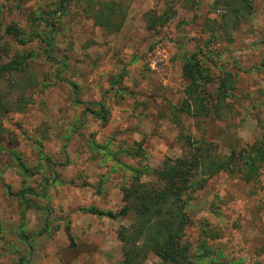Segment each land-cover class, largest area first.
Listing matches in <instances>:
<instances>
[{
    "label": "rangeland",
    "instance_id": "obj_1",
    "mask_svg": "<svg viewBox=\"0 0 264 264\" xmlns=\"http://www.w3.org/2000/svg\"><path fill=\"white\" fill-rule=\"evenodd\" d=\"M112 1L124 13L114 33L94 24L88 0H69L64 14L47 18L48 58L41 15L57 0H0V66H13L0 81V264H18L29 248V264H121L116 232L131 218L87 209L118 212L134 169L161 186L151 169L181 156L186 135L210 156L232 158L264 136V0H250V15L225 28L213 0ZM164 12L161 25L147 20ZM190 54L205 75L192 94L203 105L188 102L196 115L182 110ZM93 101L107 120L87 111ZM258 166L249 179L220 171L191 195L180 237L188 264H264V162ZM143 264L161 262L150 252Z\"/></svg>",
    "mask_w": 264,
    "mask_h": 264
},
{
    "label": "trees",
    "instance_id": "obj_2",
    "mask_svg": "<svg viewBox=\"0 0 264 264\" xmlns=\"http://www.w3.org/2000/svg\"><path fill=\"white\" fill-rule=\"evenodd\" d=\"M189 1V0H186ZM197 4L199 0H192ZM232 0H213L211 6L214 10H219L220 27L225 28L233 26L240 21L243 15L248 17L251 13L250 0H237V6H230ZM69 0H57V6L52 11L42 13L41 19L46 26L44 41L46 48L44 54L47 56L48 51L53 46V25L47 18H54L57 15L64 14L68 9ZM220 6L222 7L220 10ZM91 9V18L94 24L98 25L106 33L117 32L123 21V10L115 1H108L102 6H95L91 0H88L86 9ZM149 22L161 25L170 17L168 12L161 15L146 14ZM217 21V20H216ZM218 23V22H217ZM208 26L207 41L216 38L213 31L214 26ZM6 30L15 33L18 36L19 30L12 24L6 27ZM227 34V32H226ZM225 36V35H224ZM49 58V56H47ZM13 66L3 64L0 66V81L4 78V73L12 71ZM182 77L187 81L184 88L186 93L185 107L182 110L189 111L196 115L198 112L194 107H190L188 102H196L203 105L198 96H192L198 91L202 92L199 87V80L205 79V75L200 67L199 60L195 54L183 61ZM8 84L12 82L7 78ZM12 88L16 87L11 86ZM0 93H2L0 89ZM4 94H0V99ZM24 99L23 96H21ZM1 103V102H0ZM25 103V102H24ZM20 102V104H24ZM95 105L96 108L88 106L86 109L91 114L107 120V110L101 101L88 102ZM4 110L7 107L4 103L0 104ZM18 105L19 104H15ZM6 107V108H5ZM20 107V106H19ZM205 107L204 114L209 108ZM21 109V108H20ZM2 111H0L1 113ZM183 154L177 157H166L161 163L151 169V174L155 176L162 185L155 187L151 183L140 180L141 170H133L129 184L122 188L123 205L118 212L101 209H87L99 216L115 218L118 214L129 216L130 224L120 226L116 232L117 239L121 243V264H143L147 255L152 252L160 258L161 264H188L189 247L186 243L181 242L180 237L185 226L188 224V214L186 205L191 195L203 188L207 180L220 171H239L244 178L249 179L261 162H264V136L254 142L247 151H242L239 157H214L208 154L209 147L202 151L200 143L190 135L184 136ZM207 152V153H206ZM243 154L244 157L241 158ZM53 176L47 182L52 181ZM69 239H72L68 226L65 227ZM30 248L28 255L20 256L18 264H29Z\"/></svg>",
    "mask_w": 264,
    "mask_h": 264
}]
</instances>
